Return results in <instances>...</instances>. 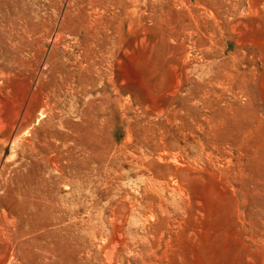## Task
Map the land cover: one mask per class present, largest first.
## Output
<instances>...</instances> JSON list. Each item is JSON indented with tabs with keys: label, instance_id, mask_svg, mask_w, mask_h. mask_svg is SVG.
Instances as JSON below:
<instances>
[{
	"label": "rangeland",
	"instance_id": "rangeland-1",
	"mask_svg": "<svg viewBox=\"0 0 264 264\" xmlns=\"http://www.w3.org/2000/svg\"><path fill=\"white\" fill-rule=\"evenodd\" d=\"M0 264H264V0H0Z\"/></svg>",
	"mask_w": 264,
	"mask_h": 264
}]
</instances>
